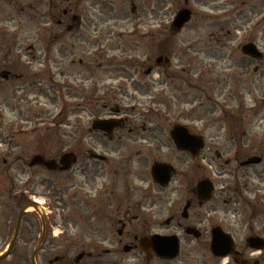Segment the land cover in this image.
I'll return each mask as SVG.
<instances>
[{
	"label": "rangeland",
	"instance_id": "rangeland-1",
	"mask_svg": "<svg viewBox=\"0 0 264 264\" xmlns=\"http://www.w3.org/2000/svg\"><path fill=\"white\" fill-rule=\"evenodd\" d=\"M50 1L0 0V59L6 55L15 64L11 70L22 74L0 81V249L11 239L17 212L31 197L39 200L41 211L53 224L60 252L66 250L63 253L72 256L88 241L118 239L117 218L128 206L134 207L128 220L142 202L150 203L142 209L147 222L142 226L141 221H133L130 230L179 233L165 221L176 213L179 217L191 189L205 178L216 184L213 197L200 207L194 203L190 223L202 230L213 225L230 228L236 243L247 236V226L264 230V161L222 169L209 162L221 146L231 153L237 151L232 142L236 129L239 161L253 155L264 160V76L257 78L253 71L259 64L254 61L239 56L228 67L223 60L225 50L238 54L248 40L264 53V2L72 0L82 22L78 30L69 32L66 26L71 24L72 13L65 26L57 25L60 12H50ZM183 7L189 8L192 17L176 31L170 23ZM53 35L56 42L51 41ZM87 45L104 49L97 61L84 59L88 66L78 63ZM56 46L64 55L73 52L75 62L70 68L56 58L62 63L58 70L66 76L71 73L78 93L79 115L71 117V126L65 129L57 121L59 101L52 78L57 62H52L49 51ZM105 53L120 62L111 57L109 62ZM157 55L169 57V64L155 66L152 76L146 74L148 57L154 60ZM127 59L134 64H125ZM59 83H63L61 77ZM91 84L96 88L87 96L84 89ZM102 93L108 96L106 100H96ZM86 104L88 109H83ZM222 109L228 114L235 109L236 128L233 118L222 117ZM103 112L122 119L123 126L115 128L112 139L88 131L91 116ZM177 123L203 136L205 148L196 160L175 150L169 129ZM80 141L95 146L93 150L109 157V162H98L93 172L79 174L81 187L73 198L66 190L69 174L28 167L32 156L57 158L64 144ZM122 160L127 166L125 176L116 172L115 164ZM157 161L175 169L165 189L156 187L149 175L151 164ZM24 218L34 224L26 225L25 234L40 229L34 210H27ZM101 246L110 247V241ZM21 247L18 237L10 257L0 264H21Z\"/></svg>",
	"mask_w": 264,
	"mask_h": 264
},
{
	"label": "flooded vegetation",
	"instance_id": "flooded-vegetation-1",
	"mask_svg": "<svg viewBox=\"0 0 264 264\" xmlns=\"http://www.w3.org/2000/svg\"><path fill=\"white\" fill-rule=\"evenodd\" d=\"M52 1L53 0L49 2L48 9H50V12L53 13V15H54V11L57 12V14H59L58 12H60L56 20L57 25L64 24L65 26L66 18H68L69 14L71 13L73 14L74 11L72 8L73 6L72 0H61V1L59 0L61 3L58 2L54 5ZM258 1H260L261 3L264 2V0H258ZM62 5H63V9L60 8ZM263 9L264 8L262 7V10ZM132 12H135V6H133ZM74 17L75 15H71L70 18L72 19V21L78 19V18L74 19ZM53 18H51L52 27L54 25ZM74 26H75L74 29H72L71 25H67L66 26L67 31L72 32L73 30H78L79 27L81 26V23L76 22L74 23ZM94 33L97 34V31H94ZM134 33L136 34L137 30H135ZM57 34L58 33H56V35ZM56 35H53V39H51V41H54L56 39ZM146 35L148 34L142 33V36H146ZM92 46L90 45L86 46V49H84L85 57L78 58L79 64H84L85 63L84 59L86 58L93 59L94 62L97 61V58H102L103 51L101 47L99 46V48H94ZM49 51H51L52 53V57H51L52 62L56 63L57 62L56 58L59 57L60 60H63L65 65L68 64L70 68L74 65L73 52L64 55L62 48L57 46L51 48ZM239 56L247 59L248 62L254 61L257 64H259L255 66L253 72L257 73V78H259L260 76H264L263 68H262V65H264V54L260 60H256L250 56L248 57L241 53L235 54L233 50L229 51V49H227L223 54L224 57L223 60L226 61L228 67H231L234 64V61L237 60ZM32 57L35 58L36 55ZM166 58L167 61H165ZM39 59L40 57L38 58V60ZM114 60H116V58ZM152 60H153L152 56L148 57V61L150 64L147 65L145 71L146 74L151 76L156 70L155 66L156 67L160 66V64H162V66L163 64L168 65L170 61L169 57L164 55L163 56L157 55L156 57H154L153 63ZM99 62H101V60ZM44 63H45L44 61L40 62L42 66H44ZM126 63L128 64L129 62L126 61ZM56 64H57V68H55V72L52 75V78L54 83L53 85L56 90L55 94L58 97V101H59V103L57 104L59 105L57 115H58V122L60 121V124L63 126L62 129H65L71 126L70 118L79 115L78 114L79 104L77 102L78 93L75 92L76 91L75 80L72 79L71 73H69L68 76H66L65 75L66 72H64V70H60V71L58 70V68L62 63L57 62ZM85 64L88 66L89 63L86 62ZM132 64L134 63L132 62L130 65L132 66ZM13 66L15 68V64H13L11 60L6 57V55H4L2 59H0V81L11 80L14 78L22 77L21 73H17V71L11 70ZM67 69L69 68L67 67ZM4 73H6L8 76L5 77ZM60 77L63 83H59ZM86 93L87 96L90 95L92 96L93 95L92 87H89ZM107 97L108 96L102 93V95L100 97H97L96 100L104 101L106 100ZM63 99H66L67 101H63ZM67 104L69 105L67 106ZM103 105L107 107V104L105 105L104 102ZM82 108L88 109L87 104L86 107L82 106ZM103 113L104 114L98 116V118L101 120L102 118H107V116H105L106 113L105 112ZM229 116L233 118L236 128L235 109L230 114L222 112V117L230 118ZM93 117L94 119L97 118L94 115L91 116L92 119ZM88 131L90 132V130ZM243 134L245 135L246 131H244ZM232 142L235 145L237 151L231 153L232 151H230V149L227 150L226 146H221L220 150L215 149L214 150L215 155L211 156V161H209L211 167L222 169V168L231 167L232 165L240 166L237 129L234 134V139H232ZM212 147L210 148V150L212 149ZM93 149L97 150L95 146L88 147L82 141H80L79 143L64 144L62 146L60 154H57V158L55 157L47 158L49 160L52 159L54 162L56 161L58 162L60 161L62 155L70 154V156L64 160V163H61V166H56L55 164L51 172H55L58 174L61 173L69 174L70 184L68 185L66 190H68V192L70 191V194L73 195L71 196L72 198L75 195H77L78 189H80L81 187L82 178L79 176V174L83 175L86 173L93 172V170H95L93 165L98 164V162H101L103 164L109 162L108 158L104 160V162H102L97 158L90 157L94 151ZM115 166H116V172L120 171L121 176L126 175L127 166L125 160H122V162L120 163L116 162ZM61 167H65L66 169H62ZM73 176H76V179H74ZM71 177L73 179L72 182H71ZM131 186L135 188L134 185ZM155 186L156 187L159 186V188L165 189L160 185H155ZM128 187L126 186V188ZM16 193L17 196L19 197L18 192ZM191 193H192L191 197L186 199V201L187 200L190 201L189 211L192 208L196 207L194 203L198 205L197 207L201 206L199 205L196 196L194 195L193 189H191ZM148 204L142 202L139 203L138 207L135 205L140 210H138L137 214H134L131 218H128V220L126 219V217L130 214L131 210L135 208L130 206L125 208V212L122 215V217H118L116 221V224L120 225V228L117 230L118 239L115 240L107 239L108 241H110V247L102 248L101 246L102 244L106 243L107 240L88 241V244L87 243L84 244V247L82 248L83 250L80 251L79 254H77L76 256H72L60 252V244H56L57 236L54 233L55 230L53 229V224L48 221L46 223L45 231L43 232L44 236L42 243L40 246H37L36 244L40 236L42 235L41 234L42 224L40 225V229L33 228L34 234L30 233L31 231H27L25 234L26 225L34 226V224L33 223L27 224L23 215V218H21V222H20L21 225L19 228L20 235L18 234L19 240H21L22 242L21 264H34V263L35 264H264V230L261 229L259 230L254 226H247L248 227V233L246 234L247 236L243 238V240L240 243H235L234 248L232 247L230 251L231 254H227L225 256H214L212 254L210 248V243L212 240L211 237L212 230H202V228L199 227V225L197 224L195 225L193 222L190 223L189 211L187 218L181 217L180 219V215L178 217L176 216L177 215L176 213L170 217V219L168 220V222H166V224L168 226L171 225L173 226V228L179 229L180 231H182V229H185V226L194 227V230L198 229L199 231L150 235L153 232L150 231L148 232L147 229L139 228V230L137 231H135V229L130 230L129 226L132 224L133 221L137 223L138 221H141L142 226L144 225V223L146 224L147 218H145L146 217L145 215H147L146 214L147 212H142V209H144L145 206H148ZM149 208L150 209L152 208L151 205ZM37 216L39 217L38 214ZM39 222H40V218H39ZM229 229L230 228H224L220 230L222 232H226L230 234L235 239V236H233V234L231 233V231H229ZM28 233L29 236H27ZM52 235H55V237ZM142 237H146L148 239L147 247L146 246L143 247V244L140 242L139 239ZM249 237H255L259 239H257L255 243L253 242L252 243L253 245H249L248 242L246 243V238ZM157 238L159 239L158 241H156ZM76 243L77 242H75V244ZM8 257H10V255ZM4 259L5 258L1 260Z\"/></svg>",
	"mask_w": 264,
	"mask_h": 264
},
{
	"label": "water",
	"instance_id": "water-1",
	"mask_svg": "<svg viewBox=\"0 0 264 264\" xmlns=\"http://www.w3.org/2000/svg\"><path fill=\"white\" fill-rule=\"evenodd\" d=\"M191 18V13L188 9L183 8V10L177 12L176 17L174 18L172 25L175 27L176 30H180L184 23L188 22ZM242 52L245 55H250L254 58L260 59V53L257 52L256 46L253 43L248 42V44H245L242 46ZM117 125L116 123H108V121H96L93 123V128L98 129V130H105L108 134L111 133L113 130L114 126ZM171 138L173 142L175 143L177 149L186 151V152H191L192 156L196 158L199 154V149L203 147V141L201 137H197L194 135H191L186 129L181 126L177 125L174 127L171 131ZM32 160L30 161V165H36L43 163L47 166V168H50L53 166V161L50 162H45L40 156H33L31 158ZM261 160L258 157H253L252 159H247L245 160L241 165H248V164H253V163H259ZM151 175L153 176V179L156 183H160L164 186H166L169 183V180L172 177V170L169 166H166L164 164L157 163L155 166L152 168ZM198 185L196 186V195L198 197V200L200 203L209 201L212 197V184L209 183L208 180H201L200 182L197 183ZM33 206V208L37 209L36 204L31 203L27 205H23L20 208V211L18 212V217L16 219V226L13 231V238L10 242V245L16 238L17 230L19 227V221L20 217L23 214V212L28 209L29 207ZM189 207V203H186L184 207V211L182 212V215H186V211ZM214 229H220L219 227H215ZM213 229V230H214ZM193 229L188 228L186 232H192ZM213 241L211 248L213 250V253L219 254V253H224L226 246L229 244L228 239H222L217 236V234L214 232L213 233ZM146 240H143L144 242ZM147 245V244H146Z\"/></svg>",
	"mask_w": 264,
	"mask_h": 264
}]
</instances>
